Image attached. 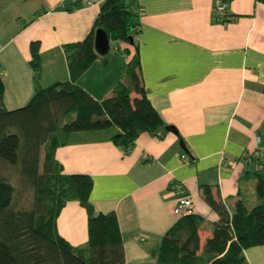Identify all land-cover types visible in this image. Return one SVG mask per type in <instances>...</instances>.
Instances as JSON below:
<instances>
[{"label":"crops","instance_id":"0c3cea01","mask_svg":"<svg viewBox=\"0 0 264 264\" xmlns=\"http://www.w3.org/2000/svg\"><path fill=\"white\" fill-rule=\"evenodd\" d=\"M102 1L0 0L7 111L23 107L34 94L30 43L40 46L39 84L68 81L63 46L86 38ZM132 1L140 10L135 41L144 92L173 129L160 130V137L140 134L127 154L111 141L115 127L73 132L55 159L64 174L92 179L89 200L96 213H115L125 264H154L152 253L178 220L173 208L180 197L191 196L195 213L208 224L204 239L217 217L203 201L202 187L209 186L230 210L242 196H254L252 186L245 190L242 183H255L244 158L264 153V1L228 0L224 21L214 17L215 0ZM130 58L112 50L106 64L94 61L77 84L103 100L116 84L126 83ZM56 229L72 246L84 247L85 209L68 202ZM244 257L247 264H264V245L245 250Z\"/></svg>","mask_w":264,"mask_h":264},{"label":"trees","instance_id":"16d2710c","mask_svg":"<svg viewBox=\"0 0 264 264\" xmlns=\"http://www.w3.org/2000/svg\"><path fill=\"white\" fill-rule=\"evenodd\" d=\"M136 8L132 0L101 2L86 38L63 46L70 78L65 82L48 87L39 84L40 46L32 41L29 63L35 89L23 107L12 111L4 108L0 76V161L16 165L26 187L33 191L31 204L19 208L18 190L0 177V264H125L115 213L94 211L89 200L92 179L64 174L55 151L70 133L115 127L118 132L111 141L127 154L140 134L157 136L162 129H173L165 126L144 92L135 41L140 31ZM96 30L107 34L115 51L131 55L126 83L116 84L112 95L103 100L94 99L77 84L94 61L107 63L108 54L99 56L94 49ZM262 164L251 173L254 196H242L232 210L215 199L209 186L202 187L203 201L217 217L209 224V234L203 239L208 224L196 213L178 217L152 253L153 263L247 264L244 251L264 245ZM71 201L78 202L87 214L88 239L80 248L72 246L56 229L60 211Z\"/></svg>","mask_w":264,"mask_h":264},{"label":"rangeland","instance_id":"374dc122","mask_svg":"<svg viewBox=\"0 0 264 264\" xmlns=\"http://www.w3.org/2000/svg\"><path fill=\"white\" fill-rule=\"evenodd\" d=\"M112 53V50L108 52V55ZM260 147L258 146V149ZM256 154H262L264 156V153H260L259 151L255 152ZM41 162L43 160V150L41 151L40 155ZM263 164H258L257 160L255 158L250 159L249 164L245 165L246 168L245 171L254 172L258 168L261 169ZM0 177H3L8 181L11 185L14 186L15 189L18 190V196H19V208H27L33 199V191L32 189L26 187V183L23 179H21V176L18 172V168L16 165H10L6 162L0 161ZM253 180H245L243 181L242 185L245 190H249L248 188L252 186V189L250 190L251 193H253ZM233 200L229 201V205L233 206ZM229 206V207H230Z\"/></svg>","mask_w":264,"mask_h":264},{"label":"built area","instance_id":"2783aa9c","mask_svg":"<svg viewBox=\"0 0 264 264\" xmlns=\"http://www.w3.org/2000/svg\"><path fill=\"white\" fill-rule=\"evenodd\" d=\"M228 0H215L214 3V17L218 20V21H223L224 19H226V10L228 8ZM136 12L139 15L140 14V10L138 8H136ZM114 50L115 48H113L110 45V49L109 50ZM162 135V133L158 132L157 136L160 137ZM260 138L257 137L256 141L259 142ZM261 153V152H260ZM253 157H251L250 155L245 157L244 160L245 162H249L250 159L255 158L258 162V164H262L264 162V156L262 154H256L255 152L252 153ZM182 161H184L186 164H188V161L186 159V157L183 155L181 157ZM174 188L181 190L182 187L179 184H172ZM195 213L194 210V204H193V200L191 196H182L180 197L177 201L176 204L173 208V214L176 217H181V216H185V215H192Z\"/></svg>","mask_w":264,"mask_h":264},{"label":"water","instance_id":"95a60500","mask_svg":"<svg viewBox=\"0 0 264 264\" xmlns=\"http://www.w3.org/2000/svg\"><path fill=\"white\" fill-rule=\"evenodd\" d=\"M132 42V41H131ZM94 49L99 56H105L110 49V40L103 30H96L94 35Z\"/></svg>","mask_w":264,"mask_h":264}]
</instances>
